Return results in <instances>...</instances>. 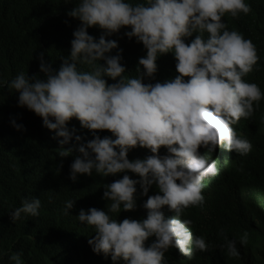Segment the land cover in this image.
I'll return each instance as SVG.
<instances>
[{"label":"clouds","instance_id":"obj_1","mask_svg":"<svg viewBox=\"0 0 264 264\" xmlns=\"http://www.w3.org/2000/svg\"><path fill=\"white\" fill-rule=\"evenodd\" d=\"M251 11L245 0H78L67 15L81 23L59 69L40 52L43 78L21 71L7 84L10 92L19 93L18 105L41 117L44 127L60 138L59 157L72 154L64 146L75 138L81 155L70 166L73 182L78 175H101L97 204L106 202L108 210L81 206L77 216L94 228L85 242L86 264H102L98 259L103 254L104 263L165 264L170 248L189 259L208 252L205 238L190 230L193 221L182 217L190 207H203V181L219 173L217 159L209 153L223 148L245 156L252 151L251 142L233 126L251 119L264 99L260 87L244 79L260 58L255 44L229 30L223 19ZM93 27L102 30L99 39L89 34ZM125 28L130 30L124 35L146 49L134 77L125 75L123 49L108 39ZM168 53L174 54L178 75L145 83L156 80L157 60ZM73 118L92 132V139L84 142L76 129H69ZM11 123L26 131L15 119ZM104 131L112 135L101 137L98 133ZM137 147L152 155L130 160L129 151ZM161 148L166 155L161 156ZM74 205L65 201L64 214ZM40 208L39 198L26 197L9 215L15 223L24 215L39 217ZM122 211L123 220L113 218ZM219 235L227 256L239 257L237 240L229 239L224 229ZM248 242L245 231L239 244L246 247ZM9 259L23 264L19 253Z\"/></svg>","mask_w":264,"mask_h":264},{"label":"trees","instance_id":"obj_2","mask_svg":"<svg viewBox=\"0 0 264 264\" xmlns=\"http://www.w3.org/2000/svg\"><path fill=\"white\" fill-rule=\"evenodd\" d=\"M65 0H0V264H12L9 257L21 254L23 264H86L87 236L94 228L78 221L81 206H93L108 210L106 202L97 204L101 175H78L75 182L70 178V166L78 152V143L73 140L64 147L72 150L66 158L58 156L60 138L54 131L44 127L43 120L26 107L18 105L19 93L10 92L7 84L21 71L29 76L44 74L39 69V54L58 70L61 56L70 55L73 32L80 21L71 18L67 12L75 7ZM132 3L144 0H131ZM252 11L241 14L238 19L226 15L223 19L229 30H237L256 46L259 61L254 70L244 79L256 83L264 93V0H245ZM130 29H122L108 39H115L123 49L122 63L128 76H136L139 58L146 55V49L136 39L124 35ZM89 34L99 39L102 30L89 28ZM193 37L187 38L190 42ZM118 50H113V54ZM173 53L158 58L156 80L145 83L163 82L178 75ZM108 82L114 83L110 78ZM188 79V78H185ZM255 106V105H254ZM15 119L26 131L17 130L11 123ZM69 129H76V135L84 142L93 138L92 132L73 118ZM238 135L252 144L250 154L242 156L234 151L218 148L210 157L217 159L218 175L203 181L205 204L185 210L183 219H191L190 230L194 235L205 238L208 252H197L189 259L178 249L170 248L165 255V264H264V99L251 119H241L233 126ZM101 137L110 132L98 133ZM202 154H207L201 149ZM161 156L167 154L161 148ZM129 159H145L152 155L149 149L137 147L129 151ZM139 179L133 173H127ZM122 174L113 179L122 178ZM139 186V185H137ZM140 188V187H139ZM153 186L149 193L153 191ZM142 191V189H141ZM143 197H146L142 194ZM28 197L39 198V217L24 215L15 223L9 213L22 205ZM75 201L64 214L65 201ZM125 211L113 214L123 220ZM224 229L229 239L237 240L241 255L228 257L221 246L224 239L219 235ZM247 231L249 242L246 247L239 244L240 236ZM89 244V243H87ZM107 257L100 256L102 264ZM99 264V263H96ZM119 264H124L120 261Z\"/></svg>","mask_w":264,"mask_h":264}]
</instances>
